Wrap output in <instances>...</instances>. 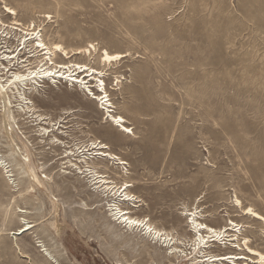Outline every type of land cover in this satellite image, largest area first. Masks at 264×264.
<instances>
[{"label": "rangeland", "instance_id": "374dc122", "mask_svg": "<svg viewBox=\"0 0 264 264\" xmlns=\"http://www.w3.org/2000/svg\"><path fill=\"white\" fill-rule=\"evenodd\" d=\"M2 1L23 24L40 26L45 42L67 50L93 44L125 55L103 79L111 115L121 116L129 133L119 132L91 99L98 95L93 84L38 87L37 114L52 123L65 147L47 151L30 116L17 118L12 139L20 147L28 141L32 159L59 185L46 186L59 209L55 213L25 178L0 167V264H195L198 236L189 232L188 210L214 228L249 224L254 235L242 233L264 253V224L260 233L234 207L236 198L264 217V0ZM95 140L123 160L121 179L132 185L136 203L116 205L168 232L176 257L172 244L118 225L111 200L97 197L89 179L61 165L65 149ZM8 154L0 111V157L8 160ZM51 169L64 173L63 180ZM19 210L34 228L14 237ZM228 240H222L226 247L215 241L208 252L246 254Z\"/></svg>", "mask_w": 264, "mask_h": 264}, {"label": "bare ground", "instance_id": "6f19581e", "mask_svg": "<svg viewBox=\"0 0 264 264\" xmlns=\"http://www.w3.org/2000/svg\"><path fill=\"white\" fill-rule=\"evenodd\" d=\"M0 4L3 5L4 16L2 18L0 13L1 132L8 141L9 148V154L6 156L8 160L0 157V167L5 173H16L21 178H25L31 192L38 191L45 195L49 199L53 211L57 213L59 203L57 200L51 199V192L46 186H50L51 182L50 188L54 186L58 189L59 185L52 178H49V175L43 173V167L32 159L35 151L32 146H29L28 141H21L20 147L12 139L13 135L16 134L15 127H18L17 118L24 116L35 118L34 122L39 128L36 136L41 139V142L45 140L50 146L49 149H46L47 151L58 149L61 146L64 148V143L55 134L52 123H46L44 116L37 114L38 107L34 103V99L41 97L38 87L46 88V84L49 82L71 84L72 86H77V84L85 86L86 84L87 88H92V85L89 84H93L98 95L92 94L91 99L101 105L106 118L115 124V127L120 128L119 132L129 133V128L124 126L126 121L121 116L111 115L113 113L112 110L110 111L112 103L108 99L109 96L106 95L105 80L103 79L107 76V72L116 65V62L124 58L125 55L109 53L105 49L98 51L93 44L84 48L67 50L59 43L45 42L39 30L40 26H35L34 23L23 24L13 8L6 5L2 0H0ZM15 41L17 42L16 45H14ZM18 46L21 48L18 49ZM24 52L25 55H28L25 60H23L24 57H20ZM76 58L82 59L83 62H73L72 60ZM9 74L10 76L6 78ZM59 77L65 81H57ZM115 82L117 87L119 83L117 77ZM64 114H69V112ZM20 134L22 135V133ZM89 154L90 157H87ZM59 161H62L61 165L65 166L66 170L74 171L77 175L89 179V187L92 188L89 190L93 194L111 200L114 207L113 218L118 225L131 231L143 232V235L148 239L162 242L165 247L172 244L171 254L174 257L177 256L176 252L173 253V250H177L174 245V238H170L168 232L156 228L149 223V220H145L146 218L132 217L129 208H120L119 205H116L117 202L122 205L136 202L133 201L135 196L129 191L132 187L131 182L121 179L126 175L122 171L124 168L119 169V166H124V162L111 152V148L107 144L95 140L80 148L65 149ZM116 170L121 175H118ZM53 171L54 169H51L50 173ZM54 174L62 180L65 175L62 172ZM111 175L121 179L120 183L115 182ZM234 202V207L241 212V217L257 225V230L261 233L264 217L251 207L244 208L238 199L235 198ZM83 205L86 210L88 206ZM196 211L188 210L185 215L189 232L195 233V238L198 236L195 239V256L190 260L191 263L224 264L228 261L231 264H264V253L256 250L247 236V234L254 235L250 231L251 226L249 224H242L239 228V224L230 221L229 224L214 228L205 222H200L202 215ZM18 213L22 214L23 218L19 219L20 227L12 233L14 237L23 236L34 228V225L24 219L27 211L19 210ZM54 228L57 236H59L60 226L55 224ZM242 228L247 234L242 233ZM240 237L242 238L239 239ZM223 238H229L228 242H230L231 247H237L240 252L245 250L246 254L234 252L213 254V252H208L210 247L216 246L215 241H219L221 246L226 247L227 241H222ZM241 242L242 245L239 244ZM16 249L20 253L17 246ZM45 252L47 251L45 250ZM54 264H56L55 261Z\"/></svg>", "mask_w": 264, "mask_h": 264}]
</instances>
